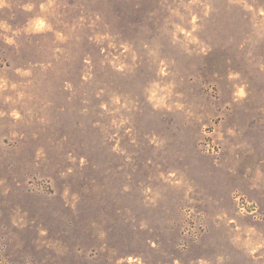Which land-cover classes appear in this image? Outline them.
Listing matches in <instances>:
<instances>
[{
    "label": "rangeland",
    "instance_id": "374dc122",
    "mask_svg": "<svg viewBox=\"0 0 264 264\" xmlns=\"http://www.w3.org/2000/svg\"><path fill=\"white\" fill-rule=\"evenodd\" d=\"M6 3L0 264H264V0Z\"/></svg>",
    "mask_w": 264,
    "mask_h": 264
},
{
    "label": "clouds",
    "instance_id": "9594fccd",
    "mask_svg": "<svg viewBox=\"0 0 264 264\" xmlns=\"http://www.w3.org/2000/svg\"><path fill=\"white\" fill-rule=\"evenodd\" d=\"M5 6H7L6 0H0V7H5ZM29 10H30V7H29ZM40 23H41V26H42L43 25V21H41ZM3 27L6 30L8 28V26L6 24L3 25ZM9 42H11V41H9ZM238 95L241 96V97L244 96L245 95L244 90L243 89H240V91L238 92Z\"/></svg>",
    "mask_w": 264,
    "mask_h": 264
}]
</instances>
